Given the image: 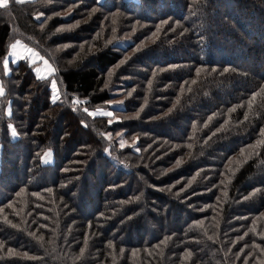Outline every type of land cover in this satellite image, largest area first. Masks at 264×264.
Returning <instances> with one entry per match:
<instances>
[{
  "label": "trees",
  "instance_id": "16d2710c",
  "mask_svg": "<svg viewBox=\"0 0 264 264\" xmlns=\"http://www.w3.org/2000/svg\"><path fill=\"white\" fill-rule=\"evenodd\" d=\"M0 86V264H264V0H9Z\"/></svg>",
  "mask_w": 264,
  "mask_h": 264
},
{
  "label": "rangeland",
  "instance_id": "374dc122",
  "mask_svg": "<svg viewBox=\"0 0 264 264\" xmlns=\"http://www.w3.org/2000/svg\"><path fill=\"white\" fill-rule=\"evenodd\" d=\"M125 41H127V40H125ZM14 44H16V42H14ZM29 48L30 47H28L24 43H21L20 42V44H16V47H14V48L12 47L13 51H12V54L11 55H14V54L18 53V55H16L17 57H15L16 60L18 59V57L21 56V58H26L28 60V62L31 63V64L36 63L37 64L36 68H39L40 69V72L37 73L35 71V73L37 75H39V76L49 77V68H51V66L49 64L46 65L44 63L45 60H43L34 49L30 48L32 50V52L36 54V55H32V53H30L28 51ZM38 63H40V65ZM52 80L53 79H51V83H52ZM50 88H51V91H52V93H51V99H52V96H53V93L54 92L58 96H60V92H59V88L58 87L55 90H53L51 86H50ZM2 94H3V89L0 86V96ZM119 102H120L119 99L113 100V101H110L109 102V105L110 104L111 105H118V107H116V108H120V107H122V104L119 103ZM97 110H100V112H106V111H110V110L113 111V109H110V108H97V109H94V110H91V111L92 112H97ZM7 113H9V109L7 110ZM97 115H100V114L97 113ZM9 129H10V135H11V137L12 138H15L16 137V132H15V129H14V127H13L12 124H9ZM13 132H15V136L13 135ZM45 159H47V157H45V154H44L42 156V161L45 160ZM52 159H53V157L51 155L50 162H47V163L42 162V163H44V164H50L52 162Z\"/></svg>",
  "mask_w": 264,
  "mask_h": 264
},
{
  "label": "snow or ice",
  "instance_id": "6c2138e0",
  "mask_svg": "<svg viewBox=\"0 0 264 264\" xmlns=\"http://www.w3.org/2000/svg\"><path fill=\"white\" fill-rule=\"evenodd\" d=\"M8 2L9 0H0V8H5L7 7L8 5ZM16 44H20V41H16ZM16 44H13L12 47H16ZM28 51L30 53H32V55H36L35 53L32 52V50L29 48ZM12 63H15L16 61H11ZM44 63L47 65L48 64V61L45 60ZM123 63V61H122ZM8 64V61L6 60L5 61V66H7ZM31 66V65H30ZM37 73L40 72V69L39 68H35L34 69ZM54 69H51L49 68V76H51L53 73H54ZM38 79H47V77H44V76H39L37 77ZM51 87L53 90H55L57 88V82L55 79L52 80V83H51ZM129 95H131V93H129ZM59 100V96L54 92L53 93V96H52V102L55 104L57 101ZM73 103H77L76 101H73ZM119 103H122V102H119ZM116 107H118V105H109V108L110 109H115ZM84 111L86 112V114L90 117H94L95 115H97V113H99L100 115H105V116H108V117H112L113 116V111H106V112H100V110H97V112H92V111H89L87 108L84 109ZM139 115V113H137V116ZM114 121L113 120H109V124H112ZM116 122H119V121H116ZM87 126V125H85ZM13 135L15 136V132H13ZM123 146V145H122ZM45 157H47V159L43 160L42 162L44 163H47V162H50L51 160V152H46L45 153ZM181 162H177V166H179ZM50 191V190H49Z\"/></svg>",
  "mask_w": 264,
  "mask_h": 264
},
{
  "label": "crops",
  "instance_id": "0c3cea01",
  "mask_svg": "<svg viewBox=\"0 0 264 264\" xmlns=\"http://www.w3.org/2000/svg\"><path fill=\"white\" fill-rule=\"evenodd\" d=\"M13 45V44H12ZM12 48V47H11ZM13 50V49H12ZM18 54V53H17Z\"/></svg>",
  "mask_w": 264,
  "mask_h": 264
}]
</instances>
